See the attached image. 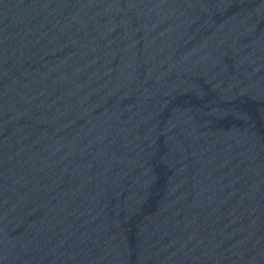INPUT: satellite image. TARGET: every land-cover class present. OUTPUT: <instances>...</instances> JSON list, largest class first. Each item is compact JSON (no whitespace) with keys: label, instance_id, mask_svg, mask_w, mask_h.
I'll use <instances>...</instances> for the list:
<instances>
[{"label":"water","instance_id":"95a60500","mask_svg":"<svg viewBox=\"0 0 264 264\" xmlns=\"http://www.w3.org/2000/svg\"><path fill=\"white\" fill-rule=\"evenodd\" d=\"M0 264H264V0H0Z\"/></svg>","mask_w":264,"mask_h":264}]
</instances>
